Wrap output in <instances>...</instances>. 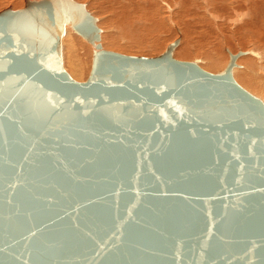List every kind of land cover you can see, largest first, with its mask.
I'll list each match as a JSON object with an SVG mask.
<instances>
[{"label":"water","instance_id":"95a60500","mask_svg":"<svg viewBox=\"0 0 264 264\" xmlns=\"http://www.w3.org/2000/svg\"><path fill=\"white\" fill-rule=\"evenodd\" d=\"M96 22L74 0L0 11V264H264V104L236 55L220 73L175 59L178 39L124 55ZM67 27L93 46L84 81ZM36 93L49 114L20 125Z\"/></svg>","mask_w":264,"mask_h":264},{"label":"rangeland","instance_id":"374dc122","mask_svg":"<svg viewBox=\"0 0 264 264\" xmlns=\"http://www.w3.org/2000/svg\"><path fill=\"white\" fill-rule=\"evenodd\" d=\"M24 1L25 0H0V11L5 9V8H8V7H10L11 9L22 8L24 6ZM74 1L84 4L86 10L89 11L96 19L98 18L96 25L99 28H101L100 31L102 33L100 35V38H102V40H100V44H101V47L104 48V50L114 51L117 53L119 52L120 54H124V55L153 57V56L161 54L165 50V48H166L165 46H167L170 42H172L176 39H179V44L177 45L178 48L176 47L174 49L175 52L173 54V57L177 60H184V61H192L195 59L197 61V64L202 69L207 68L208 72H211V73L222 72V68L224 67V64L227 62V59L229 58L228 52L233 53V54H236L238 52H243L242 57L241 56L238 57V60L240 58L241 59H248L249 58V59L253 60L256 67L258 65L264 66V51H263L264 50V44H263L264 43V40H263L264 39V36H263L264 35V29H263L264 23L261 24V26H259V29H257V31L260 33V36L257 37V39H256L258 41L256 42V40H255V43H254L251 40L254 44H252V42H250L249 34L246 32L247 30L244 29V22L248 19L249 14H250V10L247 7L248 6V0L246 3L238 4V5H236V3H234L235 1H232V4L219 2L220 3L219 7L214 9L216 11L217 20H213V18H211L210 15L204 13V10H198L199 7H193V13L191 12L192 11L191 10L190 12L192 14H188V16L185 15L183 17V21H184L183 23L179 22L177 20V17H176L177 16L176 14H179V12H180L179 6L177 7V4H172L170 6L171 8L167 7V10L169 9L170 11L169 10L166 11V7H164L161 4V2L158 0L157 1L156 0H143L144 2L141 3L139 6L138 5L135 6L134 3L130 1L131 6L132 5L133 6L131 8L127 7L126 8L127 12L126 11L123 12L121 9L117 8V4L114 2H112L113 3L112 4L111 0H74ZM132 1L135 2V0H132ZM146 1H147V3H146ZM155 1H156V3H155ZM193 1H196V0H193ZM254 1H255V8H254L255 12H254V14H256L255 20L257 19V21H259V18H261L263 20L262 22H264V8H263L264 7V0H254ZM196 2L199 3L198 0ZM90 4L94 8H92L90 6ZM157 4H158V6H157ZM154 5H155V7H154ZM159 6H161V7H159ZM174 6H176V7H174ZM153 7L155 9H153ZM159 11L161 13L163 12L162 15ZM248 11H249V13H248ZM180 13H182V12H180ZM241 14H243L242 17H241ZM167 15H168V17H167ZM160 16H162V17H160ZM164 16H166L167 18ZM200 17H202V18H200ZM126 18H127V20H126ZM194 18L196 20L199 19L198 20L199 22H198V24H196L193 27L192 26V23H193L192 20ZM235 19L238 21L234 23L233 21ZM159 20H161V21H159ZM132 22H136V23L139 22V23L134 24ZM202 23H203V25H202ZM142 25H144V26H142ZM131 27H133L134 29ZM130 28L132 30H130ZM252 28L256 29L255 27H252ZM144 29H145V31H144ZM248 31H251V29H249ZM138 32L141 34H138ZM69 33L76 36V37H80L79 35L73 33L71 30L69 31ZM219 33H221V34H219ZM178 34H179V36H178ZM220 35H221V37H220ZM110 37H112V38H110ZM212 38H214V39H212ZM190 39H192V40H190ZM137 40H139V41H137ZM83 41L86 42L84 44L85 48L83 47L82 43H81L82 46L81 45H79V46L83 47V48H80L78 46V43H76L77 44V46H75L76 49L75 48L72 49L73 53L71 52L70 47H68L66 45L67 44L66 41H63L61 43V51H62L61 57L64 55L61 58V59H63L62 60V66H63V68L65 67L64 69H66L67 73L70 71L68 70V67H67L69 65L67 63H65L66 60L67 59L69 60L70 58H72L71 55H73L72 60H73V62H75V61H78L81 56L85 55L84 56L85 59L82 57L84 59L85 64H86L84 67L86 68V66H87L88 68H86V70L83 71L84 75L81 76L82 77V78H80L81 81H84L89 74V71L91 68L92 53H93V46H90L91 44L89 45V42H87L86 40L83 39ZM105 41H107L108 43L110 42V43L108 44ZM132 41H134L135 43ZM215 41H217L219 44ZM65 42H66V44H65ZM111 42H112V45H111ZM113 42H114V45H113ZM129 42H130V44H129ZM140 42L142 44H140ZM249 42H250V44H249ZM102 43H103V46H102ZM104 43H106V47L104 46L105 45ZM79 44H80V42H79ZM117 44H120V46H122L121 49L119 48L120 49L119 51H117L118 47L115 46ZM191 44H192V46H191ZM126 45H128V46H126ZM109 46L110 47L113 46L112 48L114 50L111 48L107 49V48H109ZM123 46H126L125 47L126 51L124 50V53H121L120 51L121 50L123 51ZM63 48H64V50H63ZM68 48H69V50H68ZM141 48H143V49H141ZM191 49L194 50V52L191 51ZM225 49L227 51L228 50L229 51L227 52V51H225ZM81 52L84 54H82ZM74 53H75V55H74ZM78 53L80 55H77ZM68 54L70 57L68 56ZM215 60L217 62V68H215V70H214V69L210 68L209 63L211 61H215ZM65 64H67V66H65ZM256 69L257 68H255V71H256ZM255 75H256V73H255ZM259 76H263V75L260 74ZM237 78H238V81H240V79H241L240 82L245 83L247 86L249 85V83L246 80H244V78L243 79H242V77L241 78L237 77ZM246 91L250 93V89H248ZM250 94L259 98L264 104V101L262 100V98H260L261 97L260 92H258V93L255 92V93H250Z\"/></svg>","mask_w":264,"mask_h":264},{"label":"bare ground","instance_id":"6f19581e","mask_svg":"<svg viewBox=\"0 0 264 264\" xmlns=\"http://www.w3.org/2000/svg\"><path fill=\"white\" fill-rule=\"evenodd\" d=\"M130 1L131 2H133L134 3V5L136 6V5H140L141 3H143L144 1L143 0H135V2L134 1H132V0H111V3L112 2H114V3H116L117 4V8H119V9H121L123 12H127V10H126V8L128 7H132L131 6V3H130ZM157 1V0H156ZM156 1H155V3H156ZM158 1H160L161 2V4L164 6V7H166V11H168L167 10V7H170L172 4H177V7L179 6V10H180V12H182V13H180L179 12V14H176L177 16V20L179 21V22H181V23H183L184 21H183V17L186 15V16H188V14H192L193 13V7H199V9L198 10H204V13H206V14H208V15H210L211 16V18H213V20H217V15H216V11L214 10V9H216L217 7H219V5H220V3L219 2H223V3H231L232 4V1H235L234 3H236V5H238V4H243V3H246L247 2V0H198L199 1V3L198 2H196V1H193V0H158ZM105 3V2H104ZM108 3V2H107ZM110 3V2H109ZM146 3H147V1H146ZM113 4V3H112ZM127 4V5H126ZM152 4V3H151ZM99 5V4H98ZM145 5V4H144ZM201 5V6H200ZM235 5V6H236ZM90 6L92 7V5L90 4ZM114 6V5H113ZM157 6H158V4H157ZM162 6V7H163ZM115 7V6H114ZM145 7V6H144ZM154 7H155V5H154ZM153 7V9H155ZM159 7H161V6H159ZM174 7H176V6H174ZM232 7V6H231ZM248 9L250 10V14H249V17H248V19L244 22V29L245 30H247L246 32L249 34V40H250V42H254L255 43V40L257 39V37H259L260 36V33L257 31V29H259V26H261V24H263L264 22H262L263 20L261 19V18H259V21H257V19L255 20V15L256 14H254V12H255V1L254 0H248ZM92 8H94V7H92ZM171 8V7H170ZM264 8V7H263ZM163 9V8H162ZM175 9V8H174ZM173 9V10H174ZM177 9V8H176ZM164 10V9H163ZM192 10V11H191ZM102 11V10H101ZM132 11V10H131ZM165 11V10H164ZM170 11V10H169ZM192 13H191V12ZM139 12V11H138ZM146 12V11H145ZM160 12V11H159ZM221 12V11H220ZM122 13V12H121ZM120 13V14H121ZM161 13V12H160ZM163 13V12H162ZM162 13H161V15H162ZM170 13V12H169ZM176 13V12H175ZM203 13V12H202ZM248 13H249V11H248ZM141 14V13H140ZM218 14V13H217ZM173 16V15H172ZM193 16V15H192ZM243 16V14H241V17ZM160 17H162V16H160ZM164 17H166V16H164ZM167 17H168V15H167ZM166 17V18H167ZM174 17V16H173ZM199 17V16H198ZM165 18V19H166ZM200 18H202V17H200ZM98 19V18H97ZM96 19V20H97ZM159 19V18H158ZM169 19V18H168ZM126 20H127V18H126ZM125 20V21H126ZM146 20V19H145ZM144 20V21H145ZM199 20V19H198ZM198 20H196L195 18L192 20V26L194 27L196 24H198ZM152 21V20H151ZM159 21H161V20H159ZM201 21V20H200ZM205 21V20H204ZM203 21V22H204ZM238 20H234L233 22L235 23V22H237ZM140 22V21H139ZM139 22H137V23H139ZM142 22V21H141ZM208 22V21H207ZM232 22V21H231ZM127 23V22H126ZM132 23H134V24H137L136 22H132ZM161 23V22H160ZM201 23V22H200ZM259 23V24H258ZM145 24V23H144ZM154 25V24H153ZM175 25V24H174ZM202 25H203V23H202ZM109 26V25H108ZM124 26V25H123ZM142 26H144V25H142ZM211 26V25H210ZM240 26V25H239ZM238 26V27H239ZM255 27L256 29H254V28H252V27ZM98 27V26H97ZM113 27V26H112ZM111 27V28H112ZM154 27V26H153ZM99 28V27H98ZM131 28H133V27H131ZM130 28V30H132ZM99 29H101V28H99ZM134 29V28H133ZM182 29V28H181ZM249 29H251V31H248ZM264 29V28H263ZM69 31H70V29L67 27V28H65V33H64V35L62 36V38H61V43L63 42V41H66L67 42V44H66V42H65V44L68 46V47H70V49H71V52H72V49L73 48H75L76 49V47L75 46H77V44L76 43H78V46L79 45H81V43L83 44V47H84V44L86 43V42H84L83 41V39L82 38H80V37H76V36H74V35H72V34H70L69 33ZM104 31V30H103ZM113 31V30H112ZM116 31V30H115ZM136 31V30H135ZM143 31V30H142ZM144 31H145V29H144ZM220 31V30H219ZM141 32V31H140ZM155 32V31H154ZM101 31H100V35H101ZM108 34V33H107ZM137 34V33H136ZM138 34H141V33H139L138 32ZM208 34V33H207ZM210 34V33H209ZM219 34H221V33H219ZM113 35V34H112ZM237 35V34H236ZM131 36V35H130ZM143 36V35H142ZM178 36H179V34H178ZM223 36V35H222ZM242 36V35H241ZM264 36V35H263ZM208 37V36H207ZM220 37H221V35H220ZM110 38H112V37H110ZM181 38V37H180ZM204 38V37H203ZM232 38V37H231ZM246 38V37H245ZM135 39V38H134ZM141 39V38H140ZM212 39H214V38H212ZM234 39V38H233ZM238 39V38H237ZM100 40H102V38H100ZM111 40V39H110ZM190 40H192V39H190ZM198 40V39H197ZM202 40V39H201ZM228 40V39H227ZM252 40V41H251ZM264 40V39H263ZM77 41V42H76ZM127 41V40H126ZM129 41V40H128ZM135 41V40H134ZM134 41H132V42H134ZM137 41H139V40H137ZM184 41V40H183ZM208 41V40H207ZM258 40H256V42H257ZM79 42H80V44H79ZM100 42V41H99ZM104 42V41H103ZM105 42H107V41H105ZM185 42V41H184ZM188 42V41H187ZM197 42V41H196ZM211 42V41H210ZM209 42V43H210ZM214 42V41H213ZM215 42H217V41H215ZM225 42V41H224ZM250 42H249V44H250ZM252 42V44H254ZM108 43V42H107ZM110 43V42H109ZM108 43V44H109ZM135 43V42H134ZM171 43V42H170ZM189 43V42H188ZM194 43V42H193ZM192 43V44H193ZM212 43V42H211ZM218 43V42H217ZM216 43V44H217ZM262 43V42H261ZM105 45V47H106V43H104ZM128 44V43H127ZM129 44H130V42H129ZM132 44V43H131ZM140 44H142L141 42H140ZM150 44V43H149ZM148 44V45H149ZM178 44H179V39H178ZM192 44H191V46H192ZM195 44V43H194ZM219 44V43H218ZM258 44V43H257ZM264 44V43H263ZM87 45V44H86ZM85 45V46H86ZM89 45H90V43H89ZM111 45H112V42H111ZM113 45H114V42H113ZM119 45V46H118ZM221 45V44H220ZM223 45V44H222ZM82 46V45H81ZM88 46V45H87ZM90 46H92V45H90ZM102 46H103V43H102ZM115 46H117L118 47V49H117V51H119L120 49H121V47L122 46H120V44H117V45H115ZM126 46H128V45H126ZM126 46H123V51L121 50L120 52L121 53H124V50H125V47ZM130 46V45H129ZM180 46V45H179ZM213 46V45H212ZM211 46V47H212ZM66 47V46H65ZM64 47V48H65ZM80 47V46H79ZM83 47H80V48H83ZM113 46H109V48H107V49H113L112 48ZM132 47V46H131ZM136 47V46H135ZM134 47V48H135ZM146 47V46H145ZM165 47H167V46H165ZM177 47V46H176ZM175 47V48H176ZM186 47V46H185ZM184 47V48H185ZM228 47V46H227ZM64 48H63V50H64ZM85 48V47H84ZM87 48V47H86ZM89 48V47H88ZM120 48V49H119ZM133 48V47H132ZM139 48V47H138ZM178 48V47H177ZM183 48V47H182ZM194 48V47H193ZM102 49H104L103 47H102ZM141 49H143V48H141ZM145 49V48H144ZM211 49V48H210ZM68 50H69V48H68ZM78 50V49H77ZM83 50V49H82ZM114 50V49H113ZM184 50V49H183ZM126 51V50H125ZM130 51V50H129ZM140 51V50H139ZM191 51H193L194 52V50H192L191 49ZM225 51H227L226 49H225ZM229 51V50H228ZM227 51V52H228ZM264 51V50H263ZM62 52V51H61ZM70 52V51H69ZM132 52V51H131ZM174 50H173V54H174ZM192 52V53H193ZM73 53V52H72ZM82 53V52H81ZM119 53V52H118ZM65 54V53H64ZM71 54V53H70ZM82 54H84V53H82ZM228 54H229V57H230V55L231 54H233V53H230V52H228ZM74 55H75V53H74ZM77 55H80L79 53L77 54ZM194 55V54H193ZM215 55V54H214ZM233 55H236V58H235V65L233 66V68L231 69V74H232V76H233V78H234V80L236 81V83L238 84V85H240L242 88H244V89H246V90H248V89H250V93H258V92H260L261 93V97L260 98H262V100L264 101V66H262V65H258L257 67L255 66V64H254V62H253V60L252 59H239L238 60V57H242V55H243V52H238V53H236V54H233ZM64 56V55H63ZM62 56V57H63ZM68 56H69V54H68ZM72 56V58H70L69 60L67 59L66 60V62L65 63H67L69 66H67V64H65V66H67L68 67V70L70 71V72H68L69 73V75L74 79V80H76V81H81V79L80 78H82L81 76H83L84 74H83V71L84 70H86V68H88L87 66H86V68L84 67L86 64H85V62H84V56H81L80 58H79V60L78 61H75V62H73V55H71ZM70 57V56H69ZM84 59H83V58ZM214 57V56H213ZM66 58V57H65ZM83 60H82V59ZM63 60V59H62ZM242 60V61H241ZM228 61H229V58L227 59V62L224 64V67L222 68V72L224 71V68L226 67V65H227V63H228ZM69 62V63H68ZM242 62V63H241ZM3 64L4 63H2V62H0V68L1 67H3ZM84 64V65H83ZM18 65H19V63H18ZM209 66H210V68H212V69H214L215 70V68H217V62H216V60L215 61H211L210 63H209ZM15 67H18L17 65L15 66ZM19 67H21V66H19ZM65 68V67H64ZM63 68V69H64ZM85 68V69H84ZM255 68H257L256 69V71H255ZM65 71H66V69H64ZM204 70H207V68L206 69H204ZM208 71V70H207ZM67 72V71H66ZM255 73H256V75H255ZM263 75V76H259V75ZM237 77H242V79L244 78V80H246L248 83H249V85L247 86L245 83H243V82H240L241 81V79H240V81H238V78ZM13 82H14V78H12V77H8L7 79H6V81L3 83V84H0V97H3L8 91H9V89L11 88V86L13 85ZM243 83V84H242ZM248 88V89H247ZM21 104L19 105V108L17 109V118H18V120L19 119H21L20 120V125L21 124H25V123H30V124H35V123H38V122H41V119H45L46 117H47V115L49 114V108H50V104H48V102H47V100L45 99V97H43V95L41 96L39 93H36V94H26V96L21 100V102H20ZM242 106V105H241ZM232 108H235V107H232ZM241 108V107H240ZM243 108H245L244 106H243ZM239 109V108H238ZM31 112H37V116L38 117H40L41 116V118L38 120V118H37V121H35V119H30L28 116H29V114L31 113ZM235 112H236V109H235ZM39 113H41V114H39ZM39 114V115H38ZM255 117H256V119H259V122H260V118H258L256 115H255ZM93 119H94V117H93ZM247 175L248 176H251L250 175V173H247ZM249 179L250 180H248L247 179V182H249V181H253L255 178H252V177H249ZM243 181H246V178H243ZM245 183V182H244Z\"/></svg>","mask_w":264,"mask_h":264}]
</instances>
